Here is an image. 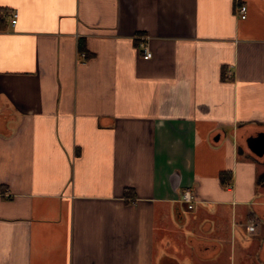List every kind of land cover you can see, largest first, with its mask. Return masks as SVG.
<instances>
[{
	"label": "crops",
	"instance_id": "0c3cea01",
	"mask_svg": "<svg viewBox=\"0 0 264 264\" xmlns=\"http://www.w3.org/2000/svg\"><path fill=\"white\" fill-rule=\"evenodd\" d=\"M0 13V264H264V0Z\"/></svg>",
	"mask_w": 264,
	"mask_h": 264
},
{
	"label": "built area",
	"instance_id": "2783aa9c",
	"mask_svg": "<svg viewBox=\"0 0 264 264\" xmlns=\"http://www.w3.org/2000/svg\"><path fill=\"white\" fill-rule=\"evenodd\" d=\"M236 12L237 14L243 18L245 17L246 14V5L244 3H239L236 6ZM16 17H17V12L13 11L11 13V22L14 23L16 21ZM139 47L141 48L142 51V57L144 58H149L151 57V51L146 43V37L145 36H141L139 39ZM180 199L184 202L187 203L188 207L192 206V201H193V195L190 193V191L188 189H185L181 195H180ZM255 226V221L253 218L250 219V228H253Z\"/></svg>",
	"mask_w": 264,
	"mask_h": 264
},
{
	"label": "water",
	"instance_id": "95a60500",
	"mask_svg": "<svg viewBox=\"0 0 264 264\" xmlns=\"http://www.w3.org/2000/svg\"><path fill=\"white\" fill-rule=\"evenodd\" d=\"M245 143L247 148L257 156L264 154V132L259 131L246 137Z\"/></svg>",
	"mask_w": 264,
	"mask_h": 264
},
{
	"label": "trees",
	"instance_id": "16d2710c",
	"mask_svg": "<svg viewBox=\"0 0 264 264\" xmlns=\"http://www.w3.org/2000/svg\"><path fill=\"white\" fill-rule=\"evenodd\" d=\"M2 16H3V15H1V13H0V19H2ZM229 175H230V172H229V171H226V170H222V171H220V172H219V178H220V181H221L222 183H224V181H225L226 179L230 178ZM125 193H126V192H125Z\"/></svg>",
	"mask_w": 264,
	"mask_h": 264
},
{
	"label": "rangeland",
	"instance_id": "374dc122",
	"mask_svg": "<svg viewBox=\"0 0 264 264\" xmlns=\"http://www.w3.org/2000/svg\"><path fill=\"white\" fill-rule=\"evenodd\" d=\"M242 147H243V149H245V150H247V151H249L247 148H245V145H244V143H242ZM253 155V154H252ZM255 158H257L258 159V161L259 160H261L262 158L261 157H258V156H255V155H253ZM264 157V156H263ZM260 167V166H259ZM261 177H262V175L260 174H258V186H260L261 185ZM260 182V183H259Z\"/></svg>",
	"mask_w": 264,
	"mask_h": 264
},
{
	"label": "flooded vegetation",
	"instance_id": "af4514ba",
	"mask_svg": "<svg viewBox=\"0 0 264 264\" xmlns=\"http://www.w3.org/2000/svg\"><path fill=\"white\" fill-rule=\"evenodd\" d=\"M257 156V155H256Z\"/></svg>",
	"mask_w": 264,
	"mask_h": 264
}]
</instances>
